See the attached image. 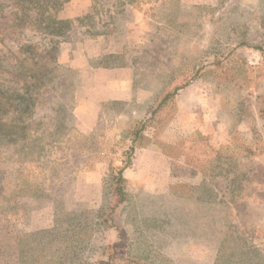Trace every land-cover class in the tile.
Wrapping results in <instances>:
<instances>
[{"label": "rangeland", "instance_id": "obj_1", "mask_svg": "<svg viewBox=\"0 0 264 264\" xmlns=\"http://www.w3.org/2000/svg\"><path fill=\"white\" fill-rule=\"evenodd\" d=\"M68 1L0 0V264H264V190L250 186L264 178V0H149L120 21L98 16L116 0H90L51 31L43 14ZM111 18L127 47L99 55ZM92 42L87 72L66 62ZM119 68L132 94L102 100L97 87L127 83ZM152 144L168 174L122 175L112 212L119 170ZM194 165L230 170L216 181L233 192L211 204Z\"/></svg>", "mask_w": 264, "mask_h": 264}, {"label": "crops", "instance_id": "obj_2", "mask_svg": "<svg viewBox=\"0 0 264 264\" xmlns=\"http://www.w3.org/2000/svg\"><path fill=\"white\" fill-rule=\"evenodd\" d=\"M109 2V1H108ZM202 0H182L181 1V5L183 7L186 6H190V7H199V5L202 3ZM115 7L113 8V11H111V13L113 14V16L115 17H119V21H120V17L124 16V15H131L139 17L141 15L144 14V12L147 10V8H149V0H117V3H115ZM167 5V0H162V4H158L157 8L160 9H165ZM144 9V12H143ZM93 8L91 7V2L90 0H69L67 3H65L63 5V7L61 8V10H59L58 12V17L61 19H71V18H75V17H79L81 15H86L88 13H92ZM135 18H132L131 20H133ZM126 23V22H125ZM124 25L121 27V29L123 28H133L134 25ZM132 24V23H131ZM112 29H114V38L115 40L108 42L107 40H105L104 42H97V46L99 45L98 49H97V54H103L105 56V54H113V55H121L123 51H119V49H123L125 47H127L126 42L128 37H123V39H125L124 41H117L118 40V33L120 30H116V26H117V22L111 23ZM113 31V30H112ZM130 37V36H129ZM132 38V37H130ZM95 42L90 43V45L88 44L87 47H85L84 52L82 50V53L77 55L75 52L69 55V57L67 58V63L70 66H78L80 67L83 72H87L89 70V67L92 66V61L94 59V56L97 55L96 53H93V55H91L90 53H87L86 51H89V48L94 45ZM88 48V49H87ZM66 53V51H65ZM99 57V56H98ZM95 57V58H98ZM69 60V61H68ZM93 68V67H92ZM108 68H106L105 66L103 67H98L96 68V70L94 71L96 75H108V73L113 74V72H115V70H111L108 71ZM94 72L92 74H94ZM120 73H122L124 76H126V81L127 83L120 84L119 83H115L112 82L110 83V81L108 82L107 85H103L102 88H100V90L95 91V94L97 96H103V98H101L102 100H117V99H121L124 97H127L128 95L132 94V88L131 85L129 83V77H130V73H129V68H119ZM121 79H123L121 77ZM122 81V80H121ZM123 85V86H122ZM159 147L158 145L152 144V146H147V147H141L139 152L135 153V156L132 158V163L131 165L126 168L123 171V176L125 178H130L128 182H130L131 187H135L136 182L134 181V179L131 178H135V180L137 181L138 179L140 180V177H145V176H160V177H164L168 174V170H169V158H167L168 160H166V156L162 151H158L156 150ZM262 153H258V155L260 156ZM198 172L196 179H195V184L200 185V183L202 182V180H204L205 178V174L203 173V171L201 170H196ZM139 177V178H136ZM92 179V180H90ZM143 181L145 180L144 178H141ZM97 181L100 182L101 181V177H100V173H98V171H91L90 173L87 174V184H93L94 182L92 181ZM152 181V180H150ZM153 182V181H152ZM167 182V181H165ZM169 182H167V189L169 186ZM162 187V190L165 189L166 184L163 181L162 185H159ZM254 190H264V184L260 185L259 183H255L254 186ZM170 189V186H169ZM164 194V193H162ZM248 202H255V199L253 198L252 201H248ZM257 202H259V199L257 198ZM253 206H257L256 204H253Z\"/></svg>", "mask_w": 264, "mask_h": 264}, {"label": "trees", "instance_id": "obj_3", "mask_svg": "<svg viewBox=\"0 0 264 264\" xmlns=\"http://www.w3.org/2000/svg\"><path fill=\"white\" fill-rule=\"evenodd\" d=\"M51 0H44V1H42V0H34V2L37 4V3H40V4H42V5H40V6H43V5H45L46 3H49ZM41 2H43V3H41ZM102 3V6L105 8V13H100L98 16H99V18H101V19H104V16H113V14L111 13V11H113V6L112 5H109V3H110V1L108 2L107 1V4H104V2H101ZM115 3H117V0L115 1ZM114 4V3H113ZM62 4H60V6H61ZM115 5V4H114ZM55 6V5H54ZM116 6V5H115ZM61 10V9H60ZM59 12V11H58ZM91 16V15H90ZM113 17H115V16H113ZM36 18L38 19V18H40L38 15L36 16ZM43 18H44V20L46 19L47 21H49L51 24H52V26H51V31H53V32H58V31H60L61 29H63L64 28V26L67 24V23H69L70 21H69V19H61V18H59L57 15H53V14H48V15H44L43 14ZM111 23H114V20L112 21V18L111 19H109V20H105V21H103V30H106L107 28H112V26H111ZM135 140V139H134ZM133 140V141H134ZM134 143V142H133ZM134 149H135V145L133 144L132 145V148H131V155L133 154V152H134ZM216 153H214V155H216L217 154V150L215 151ZM207 156V155H206ZM212 156H213V154H211L210 153V155H209V159L210 158H212ZM230 158V157H229ZM217 159H219V157H217ZM197 160H202V158H197ZM224 160L226 161L225 163H227L228 161H229V159H228V157H227V155H225V158H224ZM131 163H132V158H130L129 159V161H128V165H126V166H124V167H122L120 170H119V177L117 178V185H116V187H115V191H116V193H117V195L119 196L118 197V200H117V203L114 205V206H111L110 207V210L113 212V211H115V210H117L125 201H126V193H125V189H124V186L121 184V181H122V175H123V171L127 168V167H129L130 165H131ZM228 164V163H227ZM194 170H201V171H203V173L205 174V178H204V180H202V182L200 183V185H198V186H200L201 188H203V187H206L207 189H208V191H209V193H210V198H209V201L211 202V204L212 203H214V202H216L217 200H219V199H222V198H224L225 196L224 195H222V194H224V192L225 193H232L233 192V190H234V186L233 185H224L225 187H221V186H219L218 185V182L216 181V180H218V178L220 177V178H225V179H228L229 178V172H230V170H229V172L227 171V170H225L223 173H217V172H215V169L213 170V169H210V170H207V169H205V168H202L201 166H195L194 165V168H193ZM231 178V177H230ZM257 178L258 179H260L259 178V176L257 175ZM233 177L231 178V180H230V182H233ZM243 181V180H242ZM247 181V180H246ZM249 181V180H248ZM245 182L244 181V183H243V185H241L242 187H237V189H238V193H239V195H237V197L239 196V198H241L246 192L243 190L244 188H246V191L247 192H249V188H247V187H249V184H250V181L249 182ZM253 181V180H252ZM256 181L257 182H255V183H259L260 185H263L264 184V178L261 180L262 182H260L259 180H257L256 179ZM255 183H251L250 184V186H252L253 187V189L255 188L254 186H255ZM199 188V187H198ZM251 189V188H250ZM245 192V193H244ZM227 193V194H228ZM224 196V197H223Z\"/></svg>", "mask_w": 264, "mask_h": 264}]
</instances>
